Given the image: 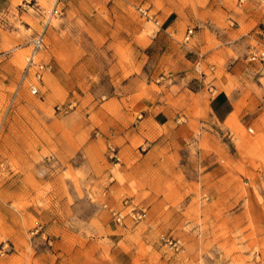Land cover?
Wrapping results in <instances>:
<instances>
[{"label": "rangeland", "instance_id": "obj_1", "mask_svg": "<svg viewBox=\"0 0 264 264\" xmlns=\"http://www.w3.org/2000/svg\"><path fill=\"white\" fill-rule=\"evenodd\" d=\"M114 2L0 0V264H117L121 247L125 264H264V63L249 60L264 41L243 40L250 0ZM175 21L178 43L164 31ZM200 29L228 37L230 60L221 50L197 78L178 63ZM239 62L238 110L220 122L216 91H199ZM159 93L179 117L167 130L140 115Z\"/></svg>", "mask_w": 264, "mask_h": 264}, {"label": "crops", "instance_id": "obj_2", "mask_svg": "<svg viewBox=\"0 0 264 264\" xmlns=\"http://www.w3.org/2000/svg\"><path fill=\"white\" fill-rule=\"evenodd\" d=\"M117 11L123 6V2L133 3V0H114ZM251 5L245 7L244 16L249 17V20L246 24H250L251 20L255 21L254 28L256 31L248 36L243 38L244 41L252 38H256L258 40L264 41V0H250ZM168 17L164 19L166 21ZM247 20V19H246ZM178 22L175 21L172 25H168V27L164 30L168 37L178 43L176 39V35L179 34L177 31L175 34L176 24ZM205 30L200 29L197 34L193 37V41L190 43L181 42L180 46L182 47L181 53L182 57L180 58V62L178 63V68L180 70L191 71L190 75L192 77H199V73L196 70L197 65L206 62L207 65H210V61L214 56L219 55V52H222L223 60L228 63L230 60V56L224 52L225 45L228 43V37H223L222 39H207L205 35ZM163 35L161 32L156 33L150 41L144 46V49H152L158 45L162 39ZM217 41H220L223 46L222 48L218 45ZM218 45V46H217ZM206 50V54L203 57V50ZM191 53L188 55V53ZM170 54L168 53V49L165 48L163 50L159 49L158 59L162 61L164 58L167 60L170 58ZM248 67L247 63L239 62L234 64L229 71L223 72L220 75L216 76L213 85L206 84L204 88H202L199 93L205 94L209 93L212 89L216 91V94L210 97L207 101V108L211 111L213 116L220 122H226L230 119L233 114L238 110L237 103L235 102L236 93L238 90V86L242 83V81L247 78V72L244 68ZM250 66V65H249ZM167 65H162L160 68V74L164 73L167 69ZM252 68V65L250 66ZM212 68H216L217 73L220 70V65L216 67L212 66ZM47 69L54 80L64 89L70 90L72 89V85L75 82V78L70 71L61 66L58 62L50 63L47 65ZM207 80V76L204 77V81ZM213 86V87H212ZM198 92V91H197ZM168 95L159 93L154 98H149L148 101L141 104L140 109L143 113L142 123L151 124L154 126H160L162 130H167L176 124V119L179 120V117L176 114V108L168 102ZM247 103L252 108H257L260 105L259 99L253 95L250 98L246 99ZM141 123V121H140ZM122 241L118 242L119 245ZM122 256L124 259L131 256V253L125 248L121 247L120 250L114 255L115 262L117 264H125L120 263L119 257Z\"/></svg>", "mask_w": 264, "mask_h": 264}, {"label": "built area", "instance_id": "obj_3", "mask_svg": "<svg viewBox=\"0 0 264 264\" xmlns=\"http://www.w3.org/2000/svg\"><path fill=\"white\" fill-rule=\"evenodd\" d=\"M55 12H58V10H56ZM189 35H191L193 33V30L190 29L189 30ZM44 45V34L43 32L40 33L33 41H32V46H33V54L39 49L41 48L42 46ZM31 56L30 60H29V63H30V66H32L34 64V60H33V55ZM249 60L250 61H259V62H262L264 63V45L263 44H258L256 46L253 47V50L251 51L250 53V56H249ZM47 68V66H46ZM43 69V65L40 66V70ZM42 75V72L39 71L38 74H37V77L40 78ZM32 92L35 94V93H38L39 92V89L37 87H34L32 89ZM140 216H143V215H140ZM118 221L121 220V216H119L117 218ZM42 225H39L38 226V231L42 229Z\"/></svg>", "mask_w": 264, "mask_h": 264}]
</instances>
